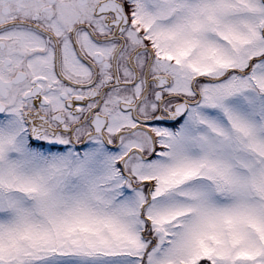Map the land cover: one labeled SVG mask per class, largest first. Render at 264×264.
Masks as SVG:
<instances>
[{"label":"snow or ice","instance_id":"6c2138e0","mask_svg":"<svg viewBox=\"0 0 264 264\" xmlns=\"http://www.w3.org/2000/svg\"><path fill=\"white\" fill-rule=\"evenodd\" d=\"M0 264H264V0H0Z\"/></svg>","mask_w":264,"mask_h":264}]
</instances>
